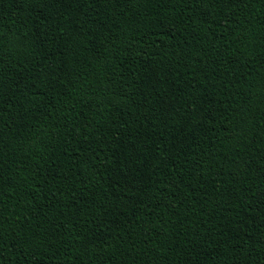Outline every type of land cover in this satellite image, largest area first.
<instances>
[{"label": "trees", "instance_id": "16d2710c", "mask_svg": "<svg viewBox=\"0 0 264 264\" xmlns=\"http://www.w3.org/2000/svg\"><path fill=\"white\" fill-rule=\"evenodd\" d=\"M0 264H264V0H0Z\"/></svg>", "mask_w": 264, "mask_h": 264}]
</instances>
